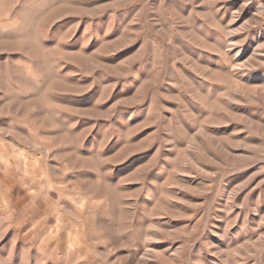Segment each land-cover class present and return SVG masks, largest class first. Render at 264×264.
<instances>
[{
	"label": "rangeland",
	"instance_id": "rangeland-1",
	"mask_svg": "<svg viewBox=\"0 0 264 264\" xmlns=\"http://www.w3.org/2000/svg\"><path fill=\"white\" fill-rule=\"evenodd\" d=\"M0 264H264V0H0Z\"/></svg>",
	"mask_w": 264,
	"mask_h": 264
}]
</instances>
